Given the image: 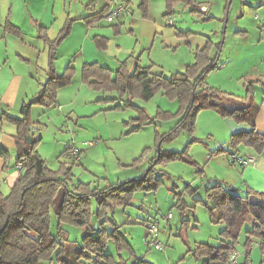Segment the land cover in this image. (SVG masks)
I'll use <instances>...</instances> for the list:
<instances>
[{"label": "rangeland", "instance_id": "rangeland-1", "mask_svg": "<svg viewBox=\"0 0 264 264\" xmlns=\"http://www.w3.org/2000/svg\"><path fill=\"white\" fill-rule=\"evenodd\" d=\"M76 1L72 0L73 4L79 6V1L77 4ZM197 1H204L205 5L211 7L209 14L215 15V21L204 20V12L200 17L198 12L191 11L190 6L184 2L175 5L173 16L177 34L183 38L193 35L194 32L205 33L208 37L212 34V29L221 32L219 40L223 44L220 48L216 47L211 55L215 58L219 54L217 67L208 73L207 83L238 96H246L249 82L255 81V99L259 104L262 103L263 86L256 81H264V23L260 21L264 17V0H232L228 10L225 8V0ZM143 2L145 0H135L134 5L142 14ZM146 2L148 7L151 3V15L166 24L169 18L165 15L166 0ZM257 14L261 18H257ZM189 29L192 31L184 34L181 32ZM30 36L27 31L26 40H37L35 29ZM74 45L68 40L65 46L71 49ZM143 45L146 49L141 54V62L154 63L153 71L163 72L166 76L183 70L186 64L195 61L197 47L190 44L182 43L175 48L164 42L160 44L163 45L162 48L155 46L153 50L148 48L147 40L143 41ZM140 51H137L138 56ZM134 62L131 60L127 63L130 67ZM46 79L47 75L42 81L45 82ZM81 79V73L77 77L74 74L69 83L71 85L75 82L73 87L66 85L67 89L62 91L63 111L61 108L47 107L50 109L47 113L32 118L35 123L32 126L36 130L35 137L42 135L37 146L39 153L54 170L60 169L64 162H71L74 182L82 181L100 188L130 178H140L153 167L151 173L158 179L157 188L135 193L131 205L116 208L109 214L112 222L122 225V233L134 248V254L129 250H124L122 254L130 263L135 259H146L156 264H174L178 261V264H190L189 256L185 261L179 260L186 253L178 235L179 227L183 225L193 241H213L210 238L212 222L208 207L203 202L196 203L195 200L206 201L207 186L213 185L217 180L222 181L229 189L236 187L244 194L246 185L238 178L241 166L231 163L229 157L231 153L245 155L252 147L245 144L232 147L227 119L213 109H204L198 114L193 133L187 129L177 130L179 102L162 91L149 100L141 97L130 100L128 95L113 99L118 95L117 91L96 89L87 83L81 87ZM76 98L77 101H71ZM237 103L240 104L241 101L237 100ZM117 104L121 106L116 107ZM234 105L230 103V106ZM261 120L264 127L263 119ZM145 121L150 123L143 124ZM140 124L142 127L134 130ZM37 129L40 132L37 133ZM89 141H94V145L86 144ZM69 145L79 148L80 152L76 156H68L71 152ZM67 146L69 153L64 154ZM186 148V154L190 158L171 160L160 157L161 151H180ZM188 183L191 186H187ZM180 191L184 194L181 195ZM181 197L188 204L185 212H181L182 209L178 206ZM93 207H97L95 199ZM169 212L173 214L170 220L164 218ZM153 220L160 221L161 230L165 229L164 226L170 228L171 224L172 231L169 236L164 231L158 236L164 249L146 243L147 223ZM56 221L57 218L53 216L54 227ZM93 223L97 226L99 221L94 219ZM107 227L110 229L111 224H107ZM77 230L82 234L83 228ZM114 244L113 241L109 242L107 253H117ZM79 246L80 241L69 242L67 258L70 261H74L72 255Z\"/></svg>", "mask_w": 264, "mask_h": 264}, {"label": "trees", "instance_id": "trees-1", "mask_svg": "<svg viewBox=\"0 0 264 264\" xmlns=\"http://www.w3.org/2000/svg\"><path fill=\"white\" fill-rule=\"evenodd\" d=\"M146 1L141 4L143 15H147ZM182 2L190 6L191 11L202 13L204 10L196 0H166L165 15L172 16L175 5ZM231 3L232 0H226V10ZM5 27L9 32L21 35V29L9 20ZM40 29L43 37H46V33H43L45 27L41 26ZM69 29L67 24L60 38L49 43L47 79L37 94L38 100L35 103L25 102L20 116L7 113L0 115V120L7 118L18 125L17 162H22L20 175L10 192L4 194L0 191V264H50L53 260L59 264H154L145 259H135L130 263L129 259L122 256L116 258L107 253L108 244L113 241L118 253L129 250L134 254L132 243L121 231L122 225L112 222L109 214L116 208L131 205L135 193L157 188L158 179L151 173L153 167L140 178L111 183L104 188L92 187L90 183L73 181L72 165L68 166L64 162L58 170L49 167L37 148L42 137H35L32 131L35 124L32 121L33 106L38 104L51 107L56 104L59 89L71 82L76 71L71 64L59 75L54 65L56 48ZM222 44L223 42L215 43L211 38L208 39L205 46L195 49L194 62L170 76L154 72V64L136 65L131 69L128 61H123L116 70L97 62L86 63L82 77L91 87L117 91L118 95L113 99L128 95L130 100L135 97L149 100L162 91L179 102L177 130L187 129L193 133L198 114L204 109H213L225 118L248 123L252 128L232 133L230 144L232 147H237L238 144L248 145L259 154L264 147V134L257 130L260 104L255 99V81L249 82L246 96L210 86L206 81L208 73L217 67L219 56L218 54L213 58L211 51L214 47L220 48ZM256 82L263 86L264 95V81ZM237 100L241 103L238 104ZM230 103L235 105L230 106ZM118 106L121 105L117 104L116 107ZM148 123L150 122L145 121L143 124ZM140 127L141 124L135 126L134 130ZM30 135L32 143L28 142ZM68 150L66 147L64 154L69 153ZM6 152L3 149L0 155ZM186 152L187 148L180 151L165 150L161 151L160 157L171 160L190 158ZM71 155L75 156L70 152L68 156ZM187 186H191L190 183ZM205 193L206 201L196 199L195 202L207 205L211 220L223 223L225 227L219 233L220 244L200 242L191 251L195 256L206 257L203 264H228L246 223L251 224L246 243L251 244L253 239H260L261 245L264 244V191L248 186L245 193L241 194L239 189L231 191L222 182L216 181L207 186ZM180 194L184 193L180 191ZM93 199L97 203L95 209ZM178 206L182 209L181 212H185L188 204L181 197ZM53 216L57 218L55 227ZM94 219L99 221L97 226L93 223ZM109 223L110 229L107 227ZM66 225L83 228V232L79 237H71ZM73 240L77 243L80 241V246L74 250L72 262L67 258V253L68 244Z\"/></svg>", "mask_w": 264, "mask_h": 264}, {"label": "crops", "instance_id": "crops-1", "mask_svg": "<svg viewBox=\"0 0 264 264\" xmlns=\"http://www.w3.org/2000/svg\"><path fill=\"white\" fill-rule=\"evenodd\" d=\"M77 1H79V6L73 4L72 0H0V39L6 40L5 42L0 41V115L7 113L12 116H20L22 105L25 102L31 101L30 98L38 96L37 94L42 87V80L47 75L50 54L49 43L60 38L67 24H69L70 29L56 48L54 65L57 74L60 75L65 71L67 66L72 64L76 70L75 77L80 73L82 74L83 66L86 63L92 62H97L113 70H116L123 61H135L132 66L130 65L131 69H134L136 65H151L141 62V57L143 56L141 54L146 49L143 45L144 40H147V46L150 50H153L155 46L162 48L161 46L163 45L160 44H164V42L175 48L182 45V43L190 44L197 48L203 47L210 38L215 43L221 42L219 40L222 35L221 32L213 29L212 34L208 37H206L205 33L199 32H194L193 35L186 38L179 36L177 34L176 22L174 24L166 22L165 24L162 20L151 15L149 9L151 3L147 8V15H143L140 10H136L134 6L135 0ZM260 1L262 2L263 0ZM197 2L203 9L205 8L203 10L205 17H202L201 13H199V16L204 18V20L215 21V15L209 14L211 7L205 5L204 1ZM121 4H124L125 10L119 11L114 20L108 22L105 19V14L112 7H118ZM256 16L257 18H261L259 14ZM173 18L175 21L174 16ZM8 20L21 29V35H16L6 29L5 25ZM260 21L263 24L264 17ZM41 26L45 27L43 33H46V37H43L40 29ZM34 29L36 30L37 40H26V32L29 31L30 36ZM188 31L192 30L189 29L181 32L184 34V32ZM68 40H71L75 44L71 49L65 46ZM215 48L212 49L211 54H213ZM138 50H141L139 56L137 55ZM74 83L68 84L69 86L66 87L71 88ZM84 83V80L81 79V87ZM66 87L59 89L57 103L48 108H61V111H63L61 93L64 89H67ZM77 100L78 98L71 99L73 102ZM261 102L257 116V129L260 133L264 134V127L261 125V119L264 122V100ZM50 109L36 104L32 109V118H35L34 116L36 115L40 117L42 113H47ZM226 119L230 136L232 133L251 129L248 123H239L231 118ZM32 129L33 132L36 131L34 128ZM38 132H40V129H37ZM17 133L18 125L15 122L7 118L0 120V151L3 149L7 150L5 154L0 155V191L4 194L10 192L22 168L21 162H17ZM40 136L42 137V135ZM243 156H255L256 161L245 166L236 163L239 167L241 166V172L238 174L239 180L241 178V181L244 182L243 185H246V187L249 186L254 190L264 191V151L258 154L256 150L250 148ZM47 164L51 167L48 162ZM67 165L70 166L71 162L67 163ZM72 173L74 175L73 170ZM188 220L190 221V218ZM211 222L212 235L210 238H213V241H205V243L218 245L221 242L219 233L224 229L225 224L216 223L212 220ZM249 225L251 224L246 223L244 225L236 243V251L231 256H236L237 264H257V262L264 264V244L261 245L262 241L260 239H253L251 244L246 243L248 238L247 231L251 228ZM194 226L198 227L196 224ZM66 228L70 231L71 237H73L72 234H76L74 235L75 237H79L81 234L76 227L66 225ZM164 228L161 231H164L169 236L172 231L171 224L170 228H166L165 226ZM178 235L182 239V243L186 249V253L179 260L185 261L189 256L188 259L190 260L188 261H191L190 264H203L206 257L195 256L191 252L197 243L203 241H193L192 236L187 231L185 232L183 225L179 227ZM122 252L118 253L117 251L115 254L113 251H110L116 258L120 256L125 258ZM230 258L228 264H233ZM151 262L154 263L153 261ZM178 263L179 261L174 264ZM50 264L59 263L53 260Z\"/></svg>", "mask_w": 264, "mask_h": 264}, {"label": "built area", "instance_id": "built-area-1", "mask_svg": "<svg viewBox=\"0 0 264 264\" xmlns=\"http://www.w3.org/2000/svg\"><path fill=\"white\" fill-rule=\"evenodd\" d=\"M124 10H125L124 4H121L118 7H112L111 10L105 14V19L108 22H112L114 18L117 16L118 12L124 11ZM167 22L169 24H174L175 21H174L173 16H169ZM94 143H95L94 141L86 142V144H89V145H94ZM69 148H71V152L75 156L79 153V148L75 146H71V145H69ZM229 161L231 163H239L240 165L245 166L250 163H254L256 161V157L255 156H243L238 153H231L229 157ZM20 164L22 165V162ZM172 216H173L172 212H169L166 216H164V218H167L169 220L172 218ZM159 224H160V221L158 220L148 221L147 223L148 234L146 236V243L148 245H154L156 248L164 249L163 243L158 238V233L161 231ZM230 259H231V263L237 264L236 256L233 255L231 256Z\"/></svg>", "mask_w": 264, "mask_h": 264}, {"label": "water", "instance_id": "water-1", "mask_svg": "<svg viewBox=\"0 0 264 264\" xmlns=\"http://www.w3.org/2000/svg\"><path fill=\"white\" fill-rule=\"evenodd\" d=\"M38 98H39V96H35L33 99H31V102H35ZM28 142H29V143H32L31 135L28 137ZM230 190H231V191H236L237 188L234 187V186H232V187L230 188Z\"/></svg>", "mask_w": 264, "mask_h": 264}]
</instances>
